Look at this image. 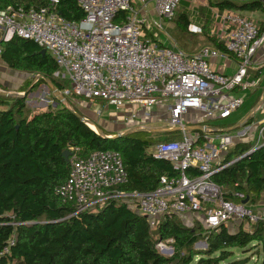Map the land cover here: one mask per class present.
Instances as JSON below:
<instances>
[{"label": "built area", "instance_id": "1", "mask_svg": "<svg viewBox=\"0 0 264 264\" xmlns=\"http://www.w3.org/2000/svg\"><path fill=\"white\" fill-rule=\"evenodd\" d=\"M57 1L50 0L39 8L0 9V54L1 43L14 35L31 39L51 54L58 66L55 74L60 73L69 84L66 94L70 90L90 101L102 100L105 107L112 105L116 111L128 108L121 118L128 127L141 119L149 122L155 118L161 111L154 109L161 101L166 105L159 115L165 122L161 130L178 131L180 137L152 146L153 156L167 160L175 174L160 176L151 192L120 191L119 186L126 182L120 153L104 149L87 156L73 153L68 177L55 188V194L72 202L76 211L118 199L143 216L150 228L170 214L190 226V221L199 217L207 231L230 221L239 225L244 220L249 224L264 220V207L255 209L247 202L224 200L222 187L211 180L214 173L242 157L243 154L224 162L235 138L243 133L216 132L206 125L229 117L242 104L243 91L258 84V79H247V70L264 42V0L263 17L258 20L232 9L212 8L215 25L211 34L216 33L226 54L238 60L232 75L211 67L210 58L225 54L217 49L203 47L187 53L152 40L145 29L159 28L161 22H151L144 12V0L139 10L134 9L131 0H75L83 12L78 20L62 18L56 10ZM151 1L152 13L159 19H171L180 2ZM189 30L197 32L198 28L191 25ZM233 91L238 94L232 95ZM102 107L96 106V116L102 114ZM263 133L264 124L258 139H264ZM191 169L197 173L190 176ZM235 195L243 198L242 193Z\"/></svg>", "mask_w": 264, "mask_h": 264}, {"label": "trees", "instance_id": "2", "mask_svg": "<svg viewBox=\"0 0 264 264\" xmlns=\"http://www.w3.org/2000/svg\"><path fill=\"white\" fill-rule=\"evenodd\" d=\"M49 2L0 0V9L39 8ZM211 2L220 9L263 11L262 0ZM56 10L66 20H78L83 15L75 0H58ZM175 22L185 29L189 24L187 13L180 11ZM209 36L210 47L226 54L223 43L214 35ZM1 45L0 58L7 67L32 73L41 81L46 77L58 91L69 87L66 80L67 84H63L55 76L58 66L52 56L40 53L41 47L33 40L14 35ZM68 94L71 95L70 90ZM25 98L0 94V264H190L197 255L195 264H219L233 255L234 248L252 243L257 244L260 263L264 264V220L250 225L251 231L243 228V222L235 231L223 224L207 231L200 224L186 225L170 214L150 228L143 216L118 199L76 211L72 202L55 194V188L68 177L73 153L87 156L94 150L118 151L126 172V182L119 186L124 193L151 192L160 176L175 172L167 160L147 151L156 142L137 135V130L106 138L61 100L54 108L28 115ZM93 123L103 134L112 135ZM173 131L164 140L180 137L178 131ZM202 140L200 136L198 141ZM249 149L248 144L234 143L224 162ZM64 150L71 152L67 160L62 155ZM189 172L190 176L197 173L195 169ZM211 180L222 187L224 200L238 203L247 198L248 204L264 201V145L223 167ZM235 193H242L243 198ZM168 239L172 241V253L164 255L156 244ZM198 240L206 242V249H194ZM228 264L242 263L235 259Z\"/></svg>", "mask_w": 264, "mask_h": 264}, {"label": "rangeland", "instance_id": "3", "mask_svg": "<svg viewBox=\"0 0 264 264\" xmlns=\"http://www.w3.org/2000/svg\"><path fill=\"white\" fill-rule=\"evenodd\" d=\"M145 1L146 4L144 12L150 17L151 22L152 20H160L161 22V26L159 28L153 26L151 28L145 29V33L148 34L150 38H154L157 43L160 42L164 45L179 48L188 53H195L200 48L212 46L211 42L208 40V38L210 37L209 34H211L210 27L212 28V25L215 24V22L212 23V16L208 17V20L205 21L204 26L201 27V30L199 32L198 30L197 32L188 31V25L185 29L175 25V19L180 11H185L187 15L192 18V21L200 22L203 17L205 18V16L211 15V10L210 13H207L205 8L196 7L195 9H193L195 0H181L178 6L176 7L171 19H159L158 16L155 15V13H152V1ZM131 4L136 10H139L142 7V3L139 0H131ZM262 12L263 11L259 10V15H261V17ZM46 52L51 56L48 51ZM55 76L59 77L62 80L63 84H67V82L63 78H61L60 73L58 75L55 74ZM37 84V87L32 86ZM44 84L45 80L41 81V79H39V76L24 71L13 70L7 67L2 62H0V92L21 94L23 93L21 91L25 89L24 95L26 97V106L29 109L27 111L28 115H32L34 112L40 110L54 108L57 105L58 97L63 96L64 99H62L61 102L64 105L86 116L91 121L96 122L104 131H106L107 133H111L112 135H115L119 132H124L126 130L136 129L137 135L146 138L151 137V139L155 143L164 140L165 138H170L171 134H174V131L167 134L166 131L161 130V128L165 126V122L161 119L159 115L162 111L166 110V105H164L161 101L158 102L159 104L156 107L157 110L161 112L156 113L155 118L152 117L149 122L143 121L141 119L139 123L134 124L132 127H128L124 124V120L121 119L125 115L124 113L126 111H129L128 108H123L120 111H116L112 105L105 107L104 101L102 100L96 99L90 101L74 94H66V90L69 89V87L67 86L63 90L55 92L52 87H50L49 85L45 86ZM245 100V103L243 102V105L241 104V106L234 110L230 117H227L226 119L217 122L224 126H233L235 123H237L238 120H240L242 114L246 112L247 107L249 106L247 99ZM98 104L103 106V111L100 116H96L94 114V110ZM139 107L140 105L134 107L135 112L139 110ZM152 146L147 149L148 152H151ZM231 149L232 148H230L229 150ZM178 218L180 221H182L180 217ZM191 222L192 224H196L197 226L198 224H200L203 228V224L199 217L194 218L193 221H190V223ZM242 222L244 229H251L250 225L253 224H249L246 220ZM182 223L184 222L182 221ZM184 224L190 225L188 223ZM230 225L234 228V230H237V222L230 221ZM200 241L204 240H198L197 244L195 242L193 245L194 249H206V246H203L199 243ZM171 242V239L161 242L158 241L156 247L162 254L170 255L172 251H168L172 249V246L170 245ZM256 245L257 244L252 243L251 245H247L245 248H234L233 255L230 256L228 259L220 262L219 264H228L229 261L235 259H239L242 264H261V253L259 251V248L256 247ZM197 258L198 255L190 264H195Z\"/></svg>", "mask_w": 264, "mask_h": 264}, {"label": "crops", "instance_id": "4", "mask_svg": "<svg viewBox=\"0 0 264 264\" xmlns=\"http://www.w3.org/2000/svg\"><path fill=\"white\" fill-rule=\"evenodd\" d=\"M139 1L142 2V0H139ZM211 1L212 0H195L194 1L193 9H195L196 7L205 8L207 13H210V10H211V15L208 14L209 16H205V18L203 17L200 20V22L199 21L194 22L192 21V18L188 16V19H189L188 31H190L189 29L191 28V25H194L198 28V32H199L201 30V27L204 26L205 21L208 20V17L212 16V8L217 7V6L213 4ZM241 13L245 14L247 17L253 20H258L263 17V12H262V17H261V15H259V10L241 11ZM212 19H213V16H212ZM212 23H214V19ZM214 25H212V27ZM211 29L212 28L210 27V33H212ZM209 35H214L216 37V33L209 34ZM209 61L213 69L219 70L228 75H232L234 72H236L238 68V60L229 54H223L222 56L210 58ZM0 62L4 64L1 58H0ZM247 79H250V80L258 79V84L256 85V87L252 89H247L243 91V93L245 94L243 98V102L245 103L246 101L245 99H247L249 106L247 105L248 106L247 110L244 114H242L240 120H238V122L235 123L233 126L221 125L217 122L220 120H217V119L208 122L206 125L213 128L216 132L220 130V131H226L229 133L232 132V134L243 133V136L241 135V137L235 138L234 143L235 144L243 143L244 145L248 144L251 149L254 146H260L261 144H263V141H264V139H258L259 129L264 124V42L261 43V45L258 47V49L256 50L252 58L251 64L249 65L248 70H247ZM231 94L236 95L238 94V92L233 91ZM243 102H242V105L244 104ZM154 110L156 111L157 108H155ZM248 206L255 208V209L262 208L264 207V201L260 199L255 204H248ZM226 227L228 228L229 231L234 230V228L230 225V222L226 224Z\"/></svg>", "mask_w": 264, "mask_h": 264}, {"label": "water", "instance_id": "5", "mask_svg": "<svg viewBox=\"0 0 264 264\" xmlns=\"http://www.w3.org/2000/svg\"><path fill=\"white\" fill-rule=\"evenodd\" d=\"M46 51H45V49L44 48H42L41 50H40V53H42V54H44ZM44 80H45V86H50V87H52V89L55 91V92H57L58 90L56 89V87L52 84V82L50 81V79H48V78H46V77H44ZM0 94H2V95H9V96H21V95H24V92L23 93H21V94H19V93H2V92H0ZM62 99H64V97L63 96H60V97H58V100H61L62 101ZM76 115H77V117L79 118V119H81L84 123H86L87 125H88V123L89 122H91V123H93L90 119H88L87 117H85L84 115H82V114H80V113H78V112H76V111H73ZM94 124V123H93ZM89 126V125H88ZM95 128H96V132L97 133H99V134H101L103 137H106V138H112V137H117V136H120V135H122V134H125V133H130V132H133V131H136V129H132V130H126V131H124V132H119V133H117V134H115V135H106V134H103L102 133V131L100 130V128H98L97 126H95ZM94 130V129H93ZM71 154V152L69 151V150H64L63 152H62V155H63V157H64V159L65 160H67L68 159V157H69V155ZM248 153L247 152H245L243 155L245 156V155H247ZM242 155V156H243ZM246 201H247V198H245V199H243L242 200V203H246ZM198 242H196V244H197ZM200 244H202L203 246H206V242L205 241H200L199 242ZM168 252H171V250H169Z\"/></svg>", "mask_w": 264, "mask_h": 264}, {"label": "bare ground", "instance_id": "6", "mask_svg": "<svg viewBox=\"0 0 264 264\" xmlns=\"http://www.w3.org/2000/svg\"><path fill=\"white\" fill-rule=\"evenodd\" d=\"M88 125H89L92 129L96 130L95 125H94L93 123L89 122Z\"/></svg>", "mask_w": 264, "mask_h": 264}]
</instances>
